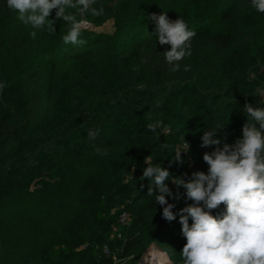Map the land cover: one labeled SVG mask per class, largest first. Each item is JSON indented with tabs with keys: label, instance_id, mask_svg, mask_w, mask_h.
I'll return each mask as SVG.
<instances>
[{
	"label": "trees",
	"instance_id": "trees-1",
	"mask_svg": "<svg viewBox=\"0 0 264 264\" xmlns=\"http://www.w3.org/2000/svg\"><path fill=\"white\" fill-rule=\"evenodd\" d=\"M153 243L264 264V0H0V264Z\"/></svg>",
	"mask_w": 264,
	"mask_h": 264
},
{
	"label": "built area",
	"instance_id": "built-area-1",
	"mask_svg": "<svg viewBox=\"0 0 264 264\" xmlns=\"http://www.w3.org/2000/svg\"><path fill=\"white\" fill-rule=\"evenodd\" d=\"M121 221L123 222H127L128 218L126 213H122L121 214ZM108 252V250H107ZM146 256L144 254V256L142 257V259L140 260L139 264H162L161 260L158 261L159 256H161L162 254H165V258L167 259L165 264H168V256L166 254V252L164 250L161 249L160 246H158L157 244H152V246L150 248H148V250L145 252Z\"/></svg>",
	"mask_w": 264,
	"mask_h": 264
},
{
	"label": "rangeland",
	"instance_id": "rangeland-1",
	"mask_svg": "<svg viewBox=\"0 0 264 264\" xmlns=\"http://www.w3.org/2000/svg\"><path fill=\"white\" fill-rule=\"evenodd\" d=\"M96 29L97 30H102V31H111L112 29H113V25H112V21H107V22H105L104 24H102L101 26L100 25H96ZM174 110L176 111V107H174ZM173 123H174V119H172V118H170V120L169 121H167L166 122V126H168V127H171L172 125H173ZM110 125H108V127H109ZM158 245V244H157ZM159 246V245H158ZM162 248V247H161ZM163 249V248H162ZM163 250H165V249H163ZM145 256H146V253H145ZM158 258V260H161L162 258H160V256L159 257H157ZM170 259V258H169ZM169 262V261H168ZM170 263V262H169Z\"/></svg>",
	"mask_w": 264,
	"mask_h": 264
},
{
	"label": "bare ground",
	"instance_id": "bare-ground-1",
	"mask_svg": "<svg viewBox=\"0 0 264 264\" xmlns=\"http://www.w3.org/2000/svg\"><path fill=\"white\" fill-rule=\"evenodd\" d=\"M161 258H162V259H161V263H162V264H165L167 260H166L165 258H163V257H161ZM158 261H160V260H158ZM168 264H170V263L168 262Z\"/></svg>",
	"mask_w": 264,
	"mask_h": 264
},
{
	"label": "clouds",
	"instance_id": "clouds-1",
	"mask_svg": "<svg viewBox=\"0 0 264 264\" xmlns=\"http://www.w3.org/2000/svg\"><path fill=\"white\" fill-rule=\"evenodd\" d=\"M154 244H158V243H154ZM159 245V244H158ZM160 246V245H159ZM161 247V246H160ZM162 249V248H161ZM163 250V249H162ZM165 252H166V254H167V256H168V258H170L169 257V255H168V252L166 251V250H164ZM170 261H171V259H170ZM172 262V261H171Z\"/></svg>",
	"mask_w": 264,
	"mask_h": 264
}]
</instances>
